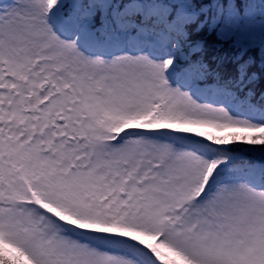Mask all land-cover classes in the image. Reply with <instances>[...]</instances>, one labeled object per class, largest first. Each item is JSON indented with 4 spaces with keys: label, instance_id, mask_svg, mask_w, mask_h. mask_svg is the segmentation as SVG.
Returning a JSON list of instances; mask_svg holds the SVG:
<instances>
[{
    "label": "snow or ice",
    "instance_id": "snow-or-ice-1",
    "mask_svg": "<svg viewBox=\"0 0 264 264\" xmlns=\"http://www.w3.org/2000/svg\"><path fill=\"white\" fill-rule=\"evenodd\" d=\"M0 264H264V0H0Z\"/></svg>",
    "mask_w": 264,
    "mask_h": 264
},
{
    "label": "trees",
    "instance_id": "trees-1",
    "mask_svg": "<svg viewBox=\"0 0 264 264\" xmlns=\"http://www.w3.org/2000/svg\"><path fill=\"white\" fill-rule=\"evenodd\" d=\"M251 2L254 4V5H259L261 0H251ZM254 11H256L257 13H259V8H254ZM259 36V29L257 28V38Z\"/></svg>",
    "mask_w": 264,
    "mask_h": 264
}]
</instances>
